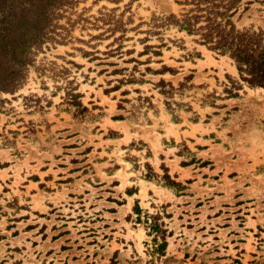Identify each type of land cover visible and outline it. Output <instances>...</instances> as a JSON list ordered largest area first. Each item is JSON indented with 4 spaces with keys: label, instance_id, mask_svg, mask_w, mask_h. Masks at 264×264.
Listing matches in <instances>:
<instances>
[{
    "label": "rangeland",
    "instance_id": "rangeland-1",
    "mask_svg": "<svg viewBox=\"0 0 264 264\" xmlns=\"http://www.w3.org/2000/svg\"><path fill=\"white\" fill-rule=\"evenodd\" d=\"M182 1L80 0L0 94V264H264V91ZM232 20L264 33V5Z\"/></svg>",
    "mask_w": 264,
    "mask_h": 264
},
{
    "label": "trees",
    "instance_id": "trees-1",
    "mask_svg": "<svg viewBox=\"0 0 264 264\" xmlns=\"http://www.w3.org/2000/svg\"><path fill=\"white\" fill-rule=\"evenodd\" d=\"M79 2L80 0H0V94L12 95L23 87L28 68L33 65L36 54L44 45L55 41L57 21L61 19V13ZM254 2L264 5V0ZM251 3H245V6ZM178 4L190 8L182 15V19L178 20L171 15L168 18L174 19L171 24L180 32L197 36V43L207 47L209 51L229 58L242 84L251 90L264 91V33L254 30L252 26L238 29L232 20L242 7V0H183ZM244 11H247V7ZM154 48L160 47H146V50ZM154 54L160 56L158 52ZM146 71L151 72L150 69ZM160 72L157 74L171 73L173 70L162 67ZM158 86H167L173 90L170 83L163 80ZM241 89L242 86L238 83L232 87L233 91ZM68 96L70 106L86 111L78 101L79 94L69 93ZM163 178L168 185L182 188L168 175ZM152 220V229L161 235L158 247L164 251L166 231L158 224L159 218L152 217Z\"/></svg>",
    "mask_w": 264,
    "mask_h": 264
}]
</instances>
